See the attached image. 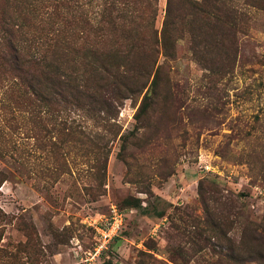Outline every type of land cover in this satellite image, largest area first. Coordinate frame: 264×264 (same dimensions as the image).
<instances>
[{
    "label": "rangeland",
    "instance_id": "1",
    "mask_svg": "<svg viewBox=\"0 0 264 264\" xmlns=\"http://www.w3.org/2000/svg\"><path fill=\"white\" fill-rule=\"evenodd\" d=\"M216 3L232 29L201 23L197 53L186 35L176 58L159 56L156 94L109 120L69 103L43 106L38 123L0 67V264H264V0ZM89 26L103 27V0H0V41L56 27L103 38ZM111 204L126 209L121 232L81 261Z\"/></svg>",
    "mask_w": 264,
    "mask_h": 264
},
{
    "label": "trees",
    "instance_id": "2",
    "mask_svg": "<svg viewBox=\"0 0 264 264\" xmlns=\"http://www.w3.org/2000/svg\"><path fill=\"white\" fill-rule=\"evenodd\" d=\"M216 1L167 0L159 29L158 0H103V27L89 26L91 33L103 38L79 42L67 34L68 29L56 27L44 31L49 37L30 38L23 44L15 39L12 29L0 41V67L19 83L22 101L38 123L47 115L40 112L43 106L57 108L69 103L86 106L91 117L101 116L104 108L109 120L126 98L146 89L144 103L150 94H156L159 73L166 68L165 61L158 62L159 56L176 58L179 41L186 35L193 55L197 53L201 23L211 36L220 22L232 29L223 18L232 10L226 7L220 14ZM62 32L66 34L59 36ZM164 83L169 85L168 77ZM55 111L52 117L57 115ZM204 182L208 181H200L199 189ZM128 206L145 215L158 207L142 205L141 201L128 202Z\"/></svg>",
    "mask_w": 264,
    "mask_h": 264
},
{
    "label": "built area",
    "instance_id": "3",
    "mask_svg": "<svg viewBox=\"0 0 264 264\" xmlns=\"http://www.w3.org/2000/svg\"><path fill=\"white\" fill-rule=\"evenodd\" d=\"M126 212L117 205L111 204L106 214L99 217L92 223L94 228V238L92 247L87 251H82L80 260L92 262L101 259L103 253L108 250L111 242L121 232L125 222Z\"/></svg>",
    "mask_w": 264,
    "mask_h": 264
}]
</instances>
